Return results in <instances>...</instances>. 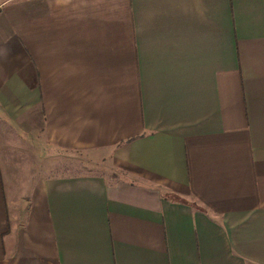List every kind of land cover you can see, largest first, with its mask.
<instances>
[{"label":"crops","instance_id":"1","mask_svg":"<svg viewBox=\"0 0 264 264\" xmlns=\"http://www.w3.org/2000/svg\"><path fill=\"white\" fill-rule=\"evenodd\" d=\"M0 264H264V0H0Z\"/></svg>","mask_w":264,"mask_h":264},{"label":"rangeland","instance_id":"2","mask_svg":"<svg viewBox=\"0 0 264 264\" xmlns=\"http://www.w3.org/2000/svg\"><path fill=\"white\" fill-rule=\"evenodd\" d=\"M31 152V151H30ZM50 154V153H49ZM45 157L46 162L41 164L42 175L99 173L109 174L104 154L96 151H57Z\"/></svg>","mask_w":264,"mask_h":264}]
</instances>
